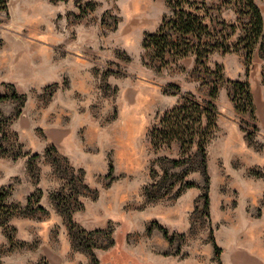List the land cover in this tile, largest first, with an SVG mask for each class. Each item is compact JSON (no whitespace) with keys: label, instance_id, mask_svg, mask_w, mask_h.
<instances>
[{"label":"rangeland","instance_id":"374dc122","mask_svg":"<svg viewBox=\"0 0 264 264\" xmlns=\"http://www.w3.org/2000/svg\"><path fill=\"white\" fill-rule=\"evenodd\" d=\"M190 1L229 50L197 62L143 48L166 0L0 9V93L18 95L0 101V264H264V57L230 48L248 19L232 3ZM184 93L217 108L208 184L192 150L148 134Z\"/></svg>","mask_w":264,"mask_h":264},{"label":"trees","instance_id":"16d2710c","mask_svg":"<svg viewBox=\"0 0 264 264\" xmlns=\"http://www.w3.org/2000/svg\"><path fill=\"white\" fill-rule=\"evenodd\" d=\"M168 6L172 10V16L168 19L163 18L157 30L147 33L142 41V46L145 49L155 50V55L161 59L166 53L183 56L192 52L196 56L197 62H200L214 47L224 48L229 50L228 46L218 43L216 40L208 39L212 37L209 32V24L205 20V15L195 14L190 10L192 5L190 0H166ZM236 7L238 13H245L248 16L243 29L237 33V41L230 48L245 50V54L250 58L253 54L255 46L258 45L264 57V28L263 18L260 8L254 0H227ZM7 0H0V9L6 8ZM231 33L237 32V27L234 24L230 25ZM208 37V38H206ZM196 40V41H195ZM233 90H239V93L244 97V104L237 103V108L246 111L250 108L252 101L250 88L247 81L234 80L231 82ZM217 87L213 86L210 89L211 99L215 98ZM18 95L1 94L0 101L7 98H16ZM252 111V107L250 108ZM217 129V108L210 100L199 102L191 93H184L179 100L169 109H167L160 117L157 123L149 129L150 141L155 148L161 146H170L172 143H177L181 154L194 155L200 162L202 175L205 183L208 184L209 176L206 165V145L214 136ZM54 147V146H53ZM194 149V150H193ZM174 164L182 162V158L173 160ZM191 185V183H188ZM205 206L208 203V194L204 193ZM5 199V194L0 193V210L2 209V201ZM38 209L44 210L38 206ZM159 229L167 236V231L164 227L159 226ZM215 254L219 255L221 248L213 241Z\"/></svg>","mask_w":264,"mask_h":264},{"label":"bare ground","instance_id":"6f19581e","mask_svg":"<svg viewBox=\"0 0 264 264\" xmlns=\"http://www.w3.org/2000/svg\"><path fill=\"white\" fill-rule=\"evenodd\" d=\"M136 7H138V4H136Z\"/></svg>","mask_w":264,"mask_h":264}]
</instances>
